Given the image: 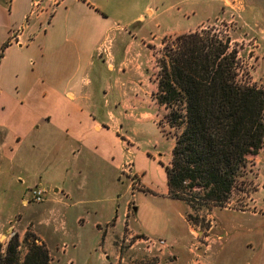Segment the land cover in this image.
<instances>
[{
	"label": "crops",
	"instance_id": "obj_1",
	"mask_svg": "<svg viewBox=\"0 0 264 264\" xmlns=\"http://www.w3.org/2000/svg\"><path fill=\"white\" fill-rule=\"evenodd\" d=\"M246 3L255 5L264 21V0ZM227 5L228 0H64L45 24L34 17L26 21L30 0H0V173L10 171L21 142L35 132L38 166L52 193L45 198L52 207L39 210L45 215L42 223L33 217L7 219L0 224V236L17 223L32 221L39 231L34 241L44 244L48 256L60 258L59 252L75 264L66 252L80 242L72 230L89 229L88 217L96 214L87 204L117 196L119 185L128 180L120 169L127 140L133 155L140 151L162 166L168 193L165 167L174 138L158 125L165 109L157 103V84L147 72L152 50L146 43L194 31ZM19 28L20 43L9 42ZM258 31L264 39V25ZM259 62L262 69V56ZM16 110L23 129H7ZM134 172L143 187L158 192L144 184L143 170ZM245 181L249 189L240 196L243 208L223 206L206 214L213 218L214 236L203 246V260L230 261L243 249L251 253L244 264H264V166ZM25 201L21 198L22 205ZM71 208L74 215L68 216ZM90 222L100 245L111 250L114 236L123 231L116 230V216L105 220L103 228L99 220ZM65 236L70 242L61 253L56 247Z\"/></svg>",
	"mask_w": 264,
	"mask_h": 264
},
{
	"label": "rangeland",
	"instance_id": "obj_2",
	"mask_svg": "<svg viewBox=\"0 0 264 264\" xmlns=\"http://www.w3.org/2000/svg\"><path fill=\"white\" fill-rule=\"evenodd\" d=\"M228 3L230 6H223L216 19L204 22L194 31L183 34L195 32L203 38L208 37L221 42L227 40L228 48L226 52L235 50L238 54V58L234 60V67L239 71L236 79L241 83L254 84L256 87L264 89V67L259 69V58L261 56L264 58V39L261 36L263 34L258 31L264 25L262 15L257 11L258 8L256 9L255 5H247L246 0H228ZM190 20L193 22L195 18ZM183 34L166 35L153 42L146 43L152 50L147 71L150 79L155 73L153 67L151 68V62H157V64L159 62L160 65H163V61L167 60L166 55L170 51L179 50L178 37ZM253 78L256 80L253 81ZM17 114L16 110L14 113L15 118L13 121H8L9 126H7V129H23L22 124L18 121L19 119L16 118ZM162 115H164L163 112L158 121L160 129H163V134L172 136V134H168V126L162 120ZM30 143L35 145L34 149L31 148L30 150L28 148ZM39 153L38 136L35 132H32L30 139L26 137L21 142L15 155V165L11 166L10 171L5 170V172L0 173V224L6 223L7 219L15 220L18 216L25 220L33 217L38 223H42L45 215L39 210H42L43 207H52L51 203L45 201V198L47 199L52 193L46 178L42 177L40 173L38 166ZM131 156L134 170L145 172L144 184H151L158 192L153 193L143 187L142 184V188L139 191H134V195H131V189L128 186L129 181L125 179V182L119 185L117 196H113L111 199H91L92 201L87 206L95 210L96 214L88 217L89 223L86 227L89 229H79L75 226L76 228L72 230V233H77L79 236H74V240L77 239L80 242L74 250L68 248L66 252L67 256L70 255L74 258L75 264H114L115 261H119L118 264H132L134 262L152 264H244L245 257L249 258L251 254L249 250H239L240 252L238 251L239 253L232 257L230 261L224 260L222 262L221 259L219 260L215 256L203 260L204 247L201 244L203 242L206 244L212 243L214 236L213 218H206L205 216L209 215L208 213L213 208L220 207L209 203L192 209L185 201L173 198L169 193L165 194V175L162 166L158 162H154L152 158H146L140 151H135L134 155L132 153ZM263 166L264 150L261 147L256 154L247 156L227 201L233 198L231 196L237 194L239 198L242 197L248 188H245L248 184L245 180L256 175L263 169ZM37 183L45 191L41 202L30 200L29 189ZM21 198L26 199L23 203L26 205L21 204ZM225 203L221 207L236 208L233 204L226 205ZM133 205L135 211L132 210ZM126 207L127 209H125ZM125 210L126 213L124 214ZM36 211H39L40 214L39 212L35 213ZM73 215L74 209L71 208L68 211V216ZM114 216H116L117 231L127 226L136 232L164 238L170 243L177 240L174 250H171L170 254L165 253L151 257L139 250L124 248L120 244L118 234L114 236L112 249L104 250V247L100 245V235L94 230L95 228L92 227L90 221L91 219L99 220L101 228H103L105 220L112 222ZM70 225L73 227V222ZM188 228L193 232H190ZM38 233L39 231L33 227L32 221L17 223L15 228H10L0 236V252H4L6 244L12 236L17 237L19 243L16 248L17 257L18 262H22L24 256L28 253L29 246L38 238ZM205 234H207V241L202 238ZM69 240L68 236L63 237L60 245L61 242L68 244ZM60 245L56 247V250H59ZM104 253H108L107 258H104ZM59 255L60 258L57 256L53 258V254L50 253L48 257L51 261H48V264H64L67 258L58 252ZM172 255L178 257V259L173 261ZM197 255L200 256L199 260H195ZM52 258L56 261L52 262Z\"/></svg>",
	"mask_w": 264,
	"mask_h": 264
},
{
	"label": "trees",
	"instance_id": "obj_3",
	"mask_svg": "<svg viewBox=\"0 0 264 264\" xmlns=\"http://www.w3.org/2000/svg\"><path fill=\"white\" fill-rule=\"evenodd\" d=\"M178 39L179 50L166 55L157 82V103L168 108L164 119L174 138L165 167L168 193L192 209L209 203L221 207L247 156L264 142V89L236 79V51L226 52L227 40L195 32ZM18 245L12 236L0 264H48L42 243L33 241L22 262Z\"/></svg>",
	"mask_w": 264,
	"mask_h": 264
},
{
	"label": "built area",
	"instance_id": "obj_4",
	"mask_svg": "<svg viewBox=\"0 0 264 264\" xmlns=\"http://www.w3.org/2000/svg\"><path fill=\"white\" fill-rule=\"evenodd\" d=\"M64 0H30V8L25 16L27 21L28 18L34 17L36 19H43L44 23L47 24L51 17L56 12L57 8L63 4ZM21 38V29H16L11 33V37L9 42L14 44L20 43ZM238 58V54L236 53V59ZM159 64V62H158ZM157 62H151V68L155 71L154 75L151 79L157 84L160 78L161 65H158ZM238 70V69H237ZM239 72V71H238ZM165 109L164 115L167 113V108L165 105H162ZM164 115L162 116V120L166 123L164 119ZM160 120V119H159ZM158 120V121H159ZM127 147H125L127 157L121 163V173L124 175L129 181V188L131 189V195L134 191H138L142 188V183L139 175L133 171V160H132V150L130 149L132 144H129V141H125ZM262 149L264 150V142L262 144ZM260 147V148H261ZM259 148V149H260ZM30 192V200L33 202H41L43 200V195L45 193L44 189L35 185L29 189ZM226 205L233 204L236 208L241 209L244 206L243 200L241 198H232L231 200L226 201ZM204 241H207V234L202 236ZM120 244L124 248H130L139 250L140 252L151 256L156 257L159 254L170 253L172 248V243L168 242L166 239L161 237H152L146 234H142L140 232H136L127 226L123 229L120 235ZM202 246H206V243L203 242ZM67 249V245L62 243L59 246V250L61 253L65 252ZM200 256L197 255L195 260H199ZM51 260L49 259V262ZM48 262V263H49ZM119 261H115L114 264H118ZM63 264V263H62ZM64 264H71V261H66Z\"/></svg>",
	"mask_w": 264,
	"mask_h": 264
}]
</instances>
